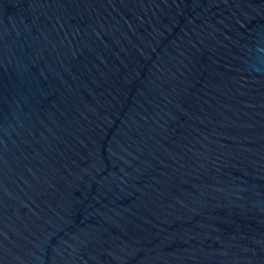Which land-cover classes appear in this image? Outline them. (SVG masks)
I'll return each mask as SVG.
<instances>
[{
  "label": "water",
  "instance_id": "obj_1",
  "mask_svg": "<svg viewBox=\"0 0 264 264\" xmlns=\"http://www.w3.org/2000/svg\"><path fill=\"white\" fill-rule=\"evenodd\" d=\"M0 264H264V0H0Z\"/></svg>",
  "mask_w": 264,
  "mask_h": 264
}]
</instances>
